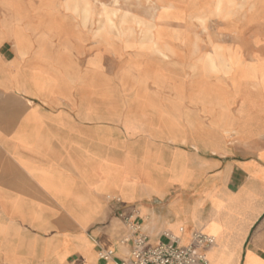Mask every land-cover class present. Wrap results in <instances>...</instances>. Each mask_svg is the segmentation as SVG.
<instances>
[{
  "label": "crops",
  "instance_id": "crops-1",
  "mask_svg": "<svg viewBox=\"0 0 264 264\" xmlns=\"http://www.w3.org/2000/svg\"><path fill=\"white\" fill-rule=\"evenodd\" d=\"M21 50L0 42V264H116L133 212L153 245L200 232L214 239L206 264H264L263 102L232 130L242 146L188 150L171 125L166 140L184 148L139 158L137 133L107 118L104 92L53 84L38 51ZM229 77L236 95L237 71ZM227 122L213 127L229 134Z\"/></svg>",
  "mask_w": 264,
  "mask_h": 264
},
{
  "label": "rangeland",
  "instance_id": "rangeland-1",
  "mask_svg": "<svg viewBox=\"0 0 264 264\" xmlns=\"http://www.w3.org/2000/svg\"><path fill=\"white\" fill-rule=\"evenodd\" d=\"M3 39L16 54L38 51L53 84L104 92L107 118L137 133L139 158L184 148L166 140L171 125L188 150L242 146L232 130L264 103V0H0Z\"/></svg>",
  "mask_w": 264,
  "mask_h": 264
},
{
  "label": "built area",
  "instance_id": "built-area-1",
  "mask_svg": "<svg viewBox=\"0 0 264 264\" xmlns=\"http://www.w3.org/2000/svg\"><path fill=\"white\" fill-rule=\"evenodd\" d=\"M120 202V199H115ZM127 235L121 245L129 249L124 258L116 264H206L203 250L210 247L214 239L200 232L193 233L191 242L182 245L178 237L166 234V240L151 244L149 237L142 230L140 221L135 212L122 216ZM112 250H100L98 259L109 261L113 258Z\"/></svg>",
  "mask_w": 264,
  "mask_h": 264
}]
</instances>
